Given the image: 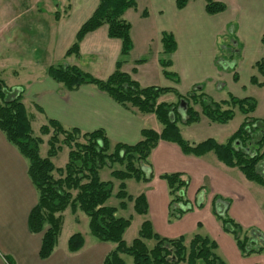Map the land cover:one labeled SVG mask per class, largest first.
<instances>
[{"label":"crops","instance_id":"1","mask_svg":"<svg viewBox=\"0 0 264 264\" xmlns=\"http://www.w3.org/2000/svg\"><path fill=\"white\" fill-rule=\"evenodd\" d=\"M175 1L135 0V9H128L123 14V19L130 24L132 50L122 58L120 70L141 87L175 91L161 95L158 103L175 104L177 95L186 96L194 89L211 98L210 93L223 89V76L235 85H251L250 78L255 75L263 87L251 86L263 90L264 75H257L254 64L260 60L264 62V46L260 42L264 35V0H213L226 8L223 13L213 16L205 13L204 0L190 1L182 10L176 9ZM98 3L99 0H0V7L8 8H2L1 13L10 15L16 13L17 6L26 7L9 18L8 30H0V79L7 87L22 91V104L31 128L36 123L38 133L41 126L53 120L65 130L76 129L81 133L101 130L111 146H132L140 141L143 129L157 134L162 131L163 126L153 114L124 108L93 85L68 91L47 75L49 67L64 64L76 66L98 80H106L114 72L121 59V42L108 38L107 26L87 34L79 44L78 55H65L79 28L91 17ZM144 12L146 16H142ZM16 18L20 23L14 24ZM164 32L171 34L176 44L170 55L162 52L161 35ZM218 54L228 56L217 62ZM162 59L170 61L168 71L176 74L177 81L164 77L160 65ZM223 64L227 66L222 67ZM238 66L245 73L242 79L236 72ZM223 70L230 72L224 75ZM234 73L238 76L237 82L233 80ZM243 98L256 101L250 117L264 121L258 99L249 94L238 99ZM193 108L200 112L199 106ZM178 117L180 135L191 145L207 139L224 144L244 120L242 116L236 126L227 130L232 121L219 125L201 116L197 123L185 125V114L178 110ZM208 130H215L216 136L204 132ZM216 130L221 134H216ZM45 137L48 136H41L43 143ZM147 161L150 168L146 175H151L147 182H124L125 191L128 184L135 183L132 185L136 188L134 194L126 192L129 196H144L146 215L136 214L132 202H126L123 209L118 208L116 193V206H109L113 194L105 203L107 207L117 208L116 217L119 212L128 211L127 218L120 217L130 219V226L123 235L126 245L135 239L125 241L133 223L136 221L139 231L141 224L148 221L159 237L169 240L181 237L185 246L195 235L209 238L216 243V255L225 264H264V251L244 256L234 236L223 230L222 222L215 214L216 206H220L217 203H225L224 216L240 227V241L252 231L264 236V186L246 180L239 169L226 167L212 152L195 157L184 154L177 144L170 142L159 141ZM110 173L107 169L109 178L104 182H112V185L115 182L118 187L119 182ZM170 174H179L186 181L183 196L192 206L179 218L170 216L171 198L166 181L161 178ZM36 202L37 194L27 176L26 160L0 132V264H103L106 256L116 248L115 244L99 242L92 237L88 218L84 215V219L79 209L71 211L67 208L61 216L65 213L75 225L81 223L88 229L78 232L84 244L79 251L70 253L67 241L77 232L64 235L62 223L54 250L47 259L41 260L42 235L30 233L27 223ZM150 242L145 241L146 247ZM120 258L124 264H133L128 256L120 255Z\"/></svg>","mask_w":264,"mask_h":264},{"label":"trees","instance_id":"2","mask_svg":"<svg viewBox=\"0 0 264 264\" xmlns=\"http://www.w3.org/2000/svg\"><path fill=\"white\" fill-rule=\"evenodd\" d=\"M190 1L195 0H176V9H184ZM135 7V0H99L93 14L79 28L74 43L66 51V56L78 55L82 39L100 27L107 26L108 38L121 42V59L117 61L114 72L106 80L95 79L78 67L67 64L49 67L47 75L68 91L82 85H93L124 108L135 109L141 114H153L163 126L159 134L150 129H143L140 141L135 145L111 146L101 130L91 133H81L76 129L65 130L58 122L48 120L46 125L40 127V136H34L22 104V91L7 87L0 79V132L26 160L27 176L37 194V202L28 215V230L32 234L42 235L39 257L45 260L57 244L62 228L61 213L67 208L71 211L79 209L88 218L92 237L99 242L116 245L103 264H124L120 255L130 257L133 264H225L216 255V243L209 238L195 235L185 246L181 237L170 240L159 237L148 221L141 224L137 237L130 245H126L123 235L130 226V219L116 217L117 208L105 206L112 196L113 185L112 182L101 181L99 172L108 169L111 171V177L119 182L118 192L115 194L119 200L118 208L123 209L126 202H132L136 214L146 215L144 196H129L125 191L124 182H147L151 178L145 171L150 168L147 159L159 141L177 144L184 154L195 157L212 152L226 167L237 168L246 180L264 186V121L250 117L256 108L254 99L229 96L225 101L215 102L194 89L186 96L177 95L175 104L158 103L161 95L175 91L141 87L120 70L122 58L132 50L130 24L122 16L128 9ZM225 9L222 3L204 0V10L209 16L223 13ZM142 16H146V12ZM260 42L264 46V35ZM161 44L165 55H170L176 48L174 38L169 33H162ZM170 64L169 60H160L164 77L177 81L176 74L168 71ZM254 69L257 75L262 77L264 62H256ZM233 80L238 81L236 73L233 74ZM250 84L263 87V83L259 82L255 75L250 78ZM180 102L186 105L183 120L185 125L197 123L201 116L212 123L225 125L233 119L235 109L244 116V120L224 144L207 139L191 145L183 140L177 126ZM195 105L199 106L200 112L194 110ZM41 136H48L45 158L39 155V145L43 142ZM63 148L67 149V162L63 168H55L51 159ZM115 166L119 169H115ZM54 174H57V177ZM161 178L166 181L171 198L170 216L179 218L190 211L192 206L183 196V190L187 187L186 181H183L179 174L163 175ZM215 214L221 220L223 230L234 236L244 256L264 251L263 235L252 231L240 241V227L216 209ZM145 241L154 242L152 249L146 247ZM83 244L82 235L76 233L69 237L67 249L70 253H75Z\"/></svg>","mask_w":264,"mask_h":264},{"label":"rangeland","instance_id":"3","mask_svg":"<svg viewBox=\"0 0 264 264\" xmlns=\"http://www.w3.org/2000/svg\"><path fill=\"white\" fill-rule=\"evenodd\" d=\"M19 1H21V0H18V2ZM2 8L6 10L7 7H0V30H8L9 27H10L9 26L10 25L9 18H11L13 16V14H17V11L19 9H25L26 7L17 6L15 8L16 13H12L10 15H9V13L7 14V12L1 13V9ZM7 10H8V8H7ZM11 10H13V9H11ZM19 20H20L19 18L14 19V21H13L14 24L15 23H20ZM227 56H228V54H218L219 58H218L217 62H221L219 59H222L223 57H227ZM263 57H264V55H263ZM260 58H262V57H260ZM232 65L233 64H230L229 66H232ZM221 66L222 67H226L227 65L223 64ZM238 68H239V66L237 67L236 72H237L238 76H240L241 79H242V78L245 77L244 70L238 69ZM229 72L230 71H228V70H223V74L224 75L229 74ZM222 80H223L222 81V85L224 86L223 89L221 91H218V92L217 91H213L212 93H210L211 98H214L215 100L220 101V100H227L229 96H233V97L236 96V98H241V96H246V94H249V96H252L253 98L258 99L259 111L264 113V89L260 90V89H257L255 87H252L251 85H248L246 83H242L241 85L240 84L235 85V83L230 82L229 78H225V76H223ZM241 118H242L241 114L238 112L237 109H235V116L233 117L232 120H230L232 122L230 124H228L227 127H229V128H227V130H230L232 127L236 126L241 121ZM31 130H32V134L34 136H39L36 123L33 125ZM204 132L205 133L207 132L210 135L213 134L214 136H216L215 133H214L215 130H210V131L208 130V131H204ZM216 134H221V132L216 130ZM47 139H48V137H45V140H47ZM45 140H44V143L42 142L41 145H39V155L42 158L46 157V152H47V146H46V141ZM52 162H53V164L56 167H61V166L63 167L64 164L67 162V149L63 148L62 151L58 153L57 157L52 159ZM114 168L115 169H119V167H117V166H115ZM54 176L57 177V174H54ZM106 178H109L107 176V169H103V171L100 172V179L102 181H104V180H107ZM113 184H114L113 185V190H112L113 196H112V198H111V200L109 202V206H116V204L118 202V200H116L115 197H114V194L118 192V187L116 186L117 183L114 182ZM132 185H135V183L131 182V184H128V187L126 189V192L128 194H134V192L136 190L135 186L133 187ZM81 215L85 219L84 214L81 213ZM127 216H128V211L119 212V214L117 215L118 218H120V217L127 218ZM62 223H64L63 224L64 225L63 226V230H62L64 235H67V234H70V233H76V232L78 233V232H82V231H86V232L88 231L87 227L84 224L80 223L79 226L75 225L73 223V221L70 218H68V215L65 214V213L62 216ZM263 226H264V224H263ZM137 233H138V225L136 224V221H135L133 223L132 227L128 230V232H127V234L125 236V241L126 242H130L132 240V238H136L137 237ZM153 245H154V242L151 241L150 243H148L147 247L148 248H152ZM197 264H202V263L198 262Z\"/></svg>","mask_w":264,"mask_h":264},{"label":"water","instance_id":"4","mask_svg":"<svg viewBox=\"0 0 264 264\" xmlns=\"http://www.w3.org/2000/svg\"><path fill=\"white\" fill-rule=\"evenodd\" d=\"M185 109H186V105L184 102H180L179 106H178V110L180 113H184L185 114ZM148 169H146L145 171L147 172ZM217 204H220L219 207L216 208L217 212L223 213V211L226 208V204L223 202H218Z\"/></svg>","mask_w":264,"mask_h":264}]
</instances>
